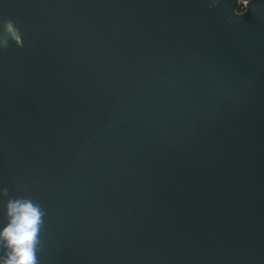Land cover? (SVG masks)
Segmentation results:
<instances>
[{
    "label": "water",
    "instance_id": "95a60500",
    "mask_svg": "<svg viewBox=\"0 0 264 264\" xmlns=\"http://www.w3.org/2000/svg\"><path fill=\"white\" fill-rule=\"evenodd\" d=\"M8 20L0 228L30 198L39 264H264V0H0Z\"/></svg>",
    "mask_w": 264,
    "mask_h": 264
},
{
    "label": "clouds",
    "instance_id": "9594fccd",
    "mask_svg": "<svg viewBox=\"0 0 264 264\" xmlns=\"http://www.w3.org/2000/svg\"><path fill=\"white\" fill-rule=\"evenodd\" d=\"M6 36L0 43L7 44L11 37L21 43L18 29L11 20L5 22ZM2 194L8 195L7 189ZM6 223L0 228V264H39L40 234L44 224L43 208L30 198H9L4 204Z\"/></svg>",
    "mask_w": 264,
    "mask_h": 264
},
{
    "label": "trees",
    "instance_id": "16d2710c",
    "mask_svg": "<svg viewBox=\"0 0 264 264\" xmlns=\"http://www.w3.org/2000/svg\"><path fill=\"white\" fill-rule=\"evenodd\" d=\"M239 10H242V7H240Z\"/></svg>",
    "mask_w": 264,
    "mask_h": 264
}]
</instances>
